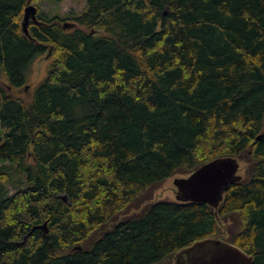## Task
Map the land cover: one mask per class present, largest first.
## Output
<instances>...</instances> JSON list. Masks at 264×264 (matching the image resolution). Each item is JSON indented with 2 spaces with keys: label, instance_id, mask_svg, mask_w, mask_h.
<instances>
[{
  "label": "trees",
  "instance_id": "trees-1",
  "mask_svg": "<svg viewBox=\"0 0 264 264\" xmlns=\"http://www.w3.org/2000/svg\"><path fill=\"white\" fill-rule=\"evenodd\" d=\"M39 1L0 0V264H173L217 235L264 264V0H86L29 38ZM225 155L245 175L218 215L162 198L117 220Z\"/></svg>",
  "mask_w": 264,
  "mask_h": 264
},
{
  "label": "water",
  "instance_id": "water-1",
  "mask_svg": "<svg viewBox=\"0 0 264 264\" xmlns=\"http://www.w3.org/2000/svg\"><path fill=\"white\" fill-rule=\"evenodd\" d=\"M38 8L29 4L24 14V32L29 37L28 23L38 21ZM68 24L66 23L65 27ZM261 135L258 136V139ZM243 160L237 156L216 157L196 168L188 175H174L175 200L181 202L207 203L215 209L222 203L226 191L232 183L241 181L245 174L241 171ZM245 164V163H244ZM66 198V196H64ZM167 199V198H166ZM39 227H46V224ZM47 231V230H46ZM254 257L238 245L227 241L223 235L196 240L175 252L173 264H253Z\"/></svg>",
  "mask_w": 264,
  "mask_h": 264
},
{
  "label": "rangeland",
  "instance_id": "rangeland-1",
  "mask_svg": "<svg viewBox=\"0 0 264 264\" xmlns=\"http://www.w3.org/2000/svg\"><path fill=\"white\" fill-rule=\"evenodd\" d=\"M38 8V14L37 18L39 20V14L42 12L43 14L47 16H51L53 14L59 13V14H71V15H76V14H81L85 12L88 8V3L86 0H64L62 3L57 4L53 3L51 0H41L39 1L38 4H35ZM33 21V19L30 20V22ZM67 23H73V20H67ZM74 25V24H73ZM50 56V55H49ZM51 59L47 58L44 55L40 56L33 64L31 72H30V77H29V84L27 89H24L22 93L24 95L31 94L32 89L40 85L42 82L43 78L47 74L48 66L50 64ZM33 86V88H32ZM23 89V88H22ZM21 89V90H22ZM245 162H243V167ZM3 162H0V166L3 165ZM242 174H245V167L241 171ZM18 177L15 179L17 181L21 180L22 183H18L17 188L18 189H26L31 186H33V183H30L28 181L27 174L25 172H18L16 174ZM4 179V178H2ZM9 189H11V194L16 192V187L15 186H9ZM162 198H167V199H174L175 198V192H174V185L172 182V179L167 180L164 182L161 187L156 188L152 192V197L150 200L147 201H141L139 204H132L128 206L125 210L121 211L119 214V219H122L126 216H129L131 214L139 212L140 208L142 207L143 204H145L148 201H155L158 199ZM225 230V228H223ZM224 234V232H223Z\"/></svg>",
  "mask_w": 264,
  "mask_h": 264
},
{
  "label": "bare ground",
  "instance_id": "bare-ground-1",
  "mask_svg": "<svg viewBox=\"0 0 264 264\" xmlns=\"http://www.w3.org/2000/svg\"><path fill=\"white\" fill-rule=\"evenodd\" d=\"M35 5V4H34ZM36 6V5H35ZM38 8V7H37ZM25 14V13H24ZM38 14V13H37ZM23 22H24V19H23ZM29 24H30V22L28 23V29H29ZM23 31H24V26H23ZM25 33V32H24ZM29 34H30V32H29ZM26 35V34H25ZM26 36H28V35H26ZM30 36H31V34H30ZM29 37V36H28ZM29 38H32V36L31 37H29ZM44 228V227H43ZM48 231V228L47 227H45V231ZM46 231V232H47Z\"/></svg>",
  "mask_w": 264,
  "mask_h": 264
}]
</instances>
